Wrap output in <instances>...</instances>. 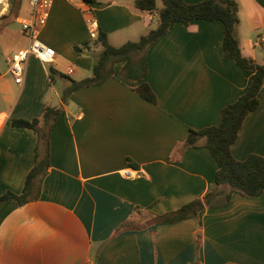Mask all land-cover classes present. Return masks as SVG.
<instances>
[{"label":"crops","instance_id":"crops-1","mask_svg":"<svg viewBox=\"0 0 264 264\" xmlns=\"http://www.w3.org/2000/svg\"><path fill=\"white\" fill-rule=\"evenodd\" d=\"M237 2L241 50L264 63V46L256 44L264 34V0ZM134 3L51 0L39 38L56 50L54 61L30 56L21 82L9 69L14 53L0 61V195L20 193L35 162L37 133L13 126L12 119L41 117L47 104L61 107L49 132V167L39 196L0 208V264H264V192L249 197L233 191L228 202L221 192L195 217L153 222V215L216 187L218 166L209 150L185 141L190 129L217 125L222 108L252 79L251 71L223 55L221 21L176 22L149 47L144 80L156 103L134 90L138 82L122 74V61L103 83L75 90L66 101L67 78L57 73L51 80L49 67H62L76 80L91 75L101 47L90 42V15L115 46L152 29L157 14ZM85 41L89 48L77 54L74 45ZM231 151L239 160L264 155V85ZM128 168L145 174L129 178ZM126 221L135 226L119 229Z\"/></svg>","mask_w":264,"mask_h":264},{"label":"trees","instance_id":"trees-1","mask_svg":"<svg viewBox=\"0 0 264 264\" xmlns=\"http://www.w3.org/2000/svg\"><path fill=\"white\" fill-rule=\"evenodd\" d=\"M84 1L93 2L94 0ZM161 1L162 6L158 7L156 0H135L134 5L138 10L157 14L156 27L141 35L138 40H130L120 46H114L108 41L107 33L99 30L93 43L101 48L94 56L90 76L76 80L53 67H49V75L51 80L57 73L67 78L68 82L61 94L62 100L66 101L75 90L103 83L113 75V65L122 61V74L127 79L138 82L134 90L147 101L156 103L155 92L144 80L148 69L146 52L149 47L166 34L176 22L188 24L191 20L202 19L218 20L223 23V55L232 58L243 69L251 71L252 79L245 92L234 102L222 108L221 120L217 125L189 130L185 145L187 147L205 146L217 163L218 168L214 177L216 187L207 192L203 198H195L176 210L153 215V222L172 223L197 216L206 206L211 205L212 199L221 192L225 194L226 202L233 191L249 197H256L264 192V155L249 154L246 158L239 160L231 151V146L237 139L246 115L259 106V92L264 85V63L246 56L241 50L237 34L239 23L237 0H202L195 3L185 0ZM88 48L89 41L74 45L77 54L84 53V50ZM60 111V106L47 104L41 117L12 119L13 126L33 129L38 135V143L35 149V162L26 175L22 191L20 193L10 190L3 192L0 195V208L7 201L23 205L39 196L40 183L49 167V132ZM225 189H229V192L225 193ZM132 222L126 221L120 225L119 229L134 227Z\"/></svg>","mask_w":264,"mask_h":264},{"label":"built area","instance_id":"built-area-1","mask_svg":"<svg viewBox=\"0 0 264 264\" xmlns=\"http://www.w3.org/2000/svg\"><path fill=\"white\" fill-rule=\"evenodd\" d=\"M11 0H0V17H4L9 8ZM29 9L28 16L18 19L21 25V32L27 34L29 43L26 47L19 49L9 58V69L15 77L16 82H21L25 70L27 59L34 56L44 63H52L56 57V50L43 42L39 38V31L45 25L50 12L51 0H27ZM89 34L92 39L97 38L99 32V22L95 17H90L88 21ZM256 44L264 46V34L259 35ZM72 68L68 69L71 73ZM145 174L144 169L128 168L124 175L129 178L141 177Z\"/></svg>","mask_w":264,"mask_h":264},{"label":"rangeland","instance_id":"rangeland-1","mask_svg":"<svg viewBox=\"0 0 264 264\" xmlns=\"http://www.w3.org/2000/svg\"><path fill=\"white\" fill-rule=\"evenodd\" d=\"M157 4L162 6V1L157 0ZM1 8V5H0ZM28 1L27 0H11L9 2L8 12L4 17H0V61L5 62V56L9 53L13 54L18 51L21 44L27 45L29 37L27 34L20 32L21 25L16 20L17 17H27L28 16ZM89 17H94L90 15ZM151 27L154 28L157 24V19H154L151 22ZM264 33V31H263ZM113 44H117L111 39ZM23 42H26L24 44ZM93 42V40H90ZM115 46V45H114ZM264 56V52H262ZM3 60V61H2ZM59 72L65 73V70L62 67H57ZM70 77L75 78L74 75ZM60 80L55 78V87L59 88Z\"/></svg>","mask_w":264,"mask_h":264}]
</instances>
